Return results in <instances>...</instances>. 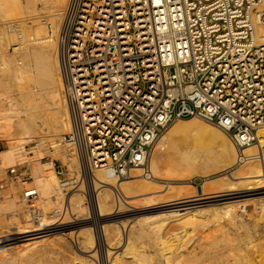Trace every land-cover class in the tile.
Returning a JSON list of instances; mask_svg holds the SVG:
<instances>
[{
	"label": "bare ground",
	"instance_id": "bare-ground-1",
	"mask_svg": "<svg viewBox=\"0 0 264 264\" xmlns=\"http://www.w3.org/2000/svg\"><path fill=\"white\" fill-rule=\"evenodd\" d=\"M69 2V0H0V17L4 18L0 24V65H13L15 77V83L12 78L11 82L9 81L15 90L0 95V140L5 143V148L0 150V174L10 166L24 162L32 163L36 175L35 183L40 191L37 202L47 207H50L51 201L61 199L64 195L55 172L54 156L58 155L66 161L76 170L77 176L83 172V165L76 149L72 146L66 149L60 147L63 142L70 145L64 134L71 130L60 58L61 51L64 47L67 48L64 22ZM11 21L21 23L22 33L26 32V36L24 35L26 39L24 38L20 45L9 53L7 48L12 44L16 34L7 27ZM48 24L49 30L46 27ZM18 94L21 101V96L23 97L24 105L27 102L28 105H23ZM24 98L29 101L26 102ZM19 101L21 107L18 106ZM1 106L5 108L1 109ZM58 139L60 141H57ZM48 146L52 154L47 151ZM71 149L73 150L70 151ZM159 171L161 173L164 171L168 177L164 174L156 175ZM86 172L90 177L91 192L94 196L92 199L96 220L103 222L100 232L107 244V257L111 261L109 264H123V261L125 263L130 259L123 260L121 256V262L118 260L119 254L117 255L120 249L112 251L111 248L118 246L120 248L121 244L124 245L121 247L124 248L122 252L131 255L135 264H235V259L242 253L241 248L238 249L241 252L236 255L238 257L222 252L226 255L224 256L220 248L214 250L215 253L212 255L209 254L207 259L205 255H202L205 258L201 259V254L200 257L195 253L192 245L194 239L188 238L185 242L184 238L195 227L198 229L199 225L204 230L208 229L207 232L210 230V237L214 238L215 235V238L217 236L220 238L222 235L223 238L220 239L222 242L233 241V235L239 239L242 236L241 243H238H245L255 252L254 255L256 254L249 258L247 256L249 253L245 254L248 263L264 264V128L254 131V140L249 145H242L235 140L231 132L211 119L183 117L167 126L146 162L132 169L129 174L117 176L102 168L87 169ZM186 175L195 177L183 181L187 179ZM82 186L81 180L75 196L84 190ZM154 194L157 196L152 198ZM141 195L154 202L149 203L150 206H145L146 208L141 211L144 215L138 217L139 220L134 222L123 220L122 223L112 219L119 216V212H135L136 208L128 207V199ZM249 196H255L254 201H248ZM18 198L17 194L0 199V216L7 213L10 223L19 224L24 216V205ZM137 199L139 200L135 199L136 202L140 203L141 198ZM142 201L144 202V199ZM69 203L72 204L70 198ZM65 206L63 201L62 206L55 208L47 216L54 217ZM85 207L83 199L75 209L81 211ZM63 212L66 213V210ZM107 215L109 216L106 217ZM42 218L34 217V225H44L45 221ZM52 219L54 225L62 222L56 217ZM172 221L178 222L184 229L181 232L171 231L173 234L168 231L177 238L173 241L174 244H168L171 236L168 239L163 238V235L167 233V226L170 222L172 225ZM26 224L28 227L32 225L30 221ZM126 226L130 227V231L125 236L123 231ZM175 226L170 227L174 229ZM54 231L56 230L46 229L37 236L38 238L28 241V244L21 245L17 242L19 246L16 252L25 253L29 249L41 246L50 236L62 234L66 236L73 232ZM74 231L80 236L78 243L81 246H78L80 247L78 251L85 252L86 255L73 254L72 261L60 264H97L89 257H94L96 252H87L91 250L90 247L97 246L99 240L96 230L90 224H84ZM145 236H149L150 239L156 236L160 239L154 256H152L154 253H150V256L135 244L137 239ZM112 244L117 246L113 247ZM64 250L66 251L65 248ZM6 251L0 247V254L3 255ZM113 252L116 256L111 259ZM12 259L14 260L13 257ZM131 261L130 263L133 262Z\"/></svg>",
	"mask_w": 264,
	"mask_h": 264
},
{
	"label": "built area",
	"instance_id": "built-area-1",
	"mask_svg": "<svg viewBox=\"0 0 264 264\" xmlns=\"http://www.w3.org/2000/svg\"><path fill=\"white\" fill-rule=\"evenodd\" d=\"M69 1L60 55L71 119L65 138L83 172L61 177L63 190L79 187L87 169L129 174L183 117L211 119L242 145L264 128V0ZM7 27L20 45L21 23ZM8 174L33 221L42 218L29 168L10 166Z\"/></svg>",
	"mask_w": 264,
	"mask_h": 264
},
{
	"label": "rangeland",
	"instance_id": "rangeland-1",
	"mask_svg": "<svg viewBox=\"0 0 264 264\" xmlns=\"http://www.w3.org/2000/svg\"><path fill=\"white\" fill-rule=\"evenodd\" d=\"M20 19V18H19ZM4 20V18H2V17H0V24L2 23V21ZM46 27H47V29L49 30L50 29V27H49V24L48 25H46ZM0 30H1V26H0ZM14 32V40L12 41V44H10L9 46H8V48H7V50H8V52L9 53H12V51H14V49H15V47L16 46H19V45H16L17 44V41H18V37H19V33L18 32H15V31H13ZM23 34L25 35L26 34V32H23ZM26 36V35H25ZM25 39H26V37H24ZM9 66V67H8ZM8 66H6V65H0V95L2 94V93H6V91H8V92H10V91H12V89L14 88H12V86L10 85V83H9V81L11 82V78H12V81L14 82V80H15V77H14V70L12 69V66L13 65H8ZM13 77H14V79H13ZM10 78V80H8V79ZM8 82V83H7ZM12 82V83H13ZM11 83V84H12ZM15 83V82H14ZM13 83V84H14ZM8 85V86H7ZM9 87V88H8ZM13 90H15V89H13ZM19 95V94H18ZM18 95H16V96H18ZM15 96V97H16ZM18 98H19V100H20V95L18 96ZM1 99V98H0ZM21 99H22V101L21 102H23V105L25 104L24 103V100H23V97L21 96ZM25 99V101H26V98H24ZM19 101V103H18V106L19 107H21V105H20V102ZM27 101H29L28 99H27ZM26 101V102H27ZM6 102V101H5ZM1 104H2V101H1ZM22 105V107H24V106H26V105H28V102L26 103V105H24L23 106ZM5 107H3V106H1V109H4ZM66 136V134H64V137ZM57 141H60L59 139L57 140ZM35 144V143H34ZM28 147L30 146V145H27ZM71 145H67V143L66 142H63V143H61V145H60V147L61 148H63V149H66V147H69V148H71L70 147ZM3 148H5V143L4 142H2L1 140H0V150H2ZM73 149H71L70 151H72ZM47 151L49 152V154H52L51 152V148H50V146H48V148H47ZM161 153L162 152H164V150L163 151H160ZM54 156V155H53ZM53 159H55V160H57L58 161V163H60L62 166H63V169H64V174L63 175H59V174H57L56 173V175H57V177H58V182H59V185H60V178L61 177H68V176H72V175H76V170L74 169V168H72V167H70L69 165H68V163L66 162V161H64L62 158H60V156H54L53 157ZM16 165H19V164H16ZM20 165H25V166H27L28 168H29V170L31 171V174H32V176H33V184H34V186L37 188V190H38V187H37V185H36V183H35V172H34V169H33V165H32V163H29V162H27V163H20ZM161 171V170H160ZM159 171V173L158 174H156V175H163L164 174V176L166 175L167 177H168V175L164 172V171H162V173ZM56 172V171H55ZM2 173V172H1ZM182 177V176H181ZM185 177H187V175L185 176ZM195 176L194 175H189L188 177H187V179H183V181L184 180H188V178L190 179H192V178H194ZM190 179V180H191ZM83 186H82V188L84 189L82 192L80 191V193H78V195L77 196H75V193L77 192L76 191V189L78 188H75V189H71V190H68V191H65V190H63L64 191V195L61 197V199H59L58 198V200H57V198H56V200H53V201H51V205H50V207H47L46 205H44L43 203H39V202H37L39 199H37L36 200V205H38V206H40L41 208H42V210H43V218H42V220H44L45 221V223H44V225H39V226H36V225H34L35 224V222L33 223V219H32V217H31V214H30V207H29V205L26 203V202H24L23 200H22V198H21V192H22V187H21V185H20V183L17 181V180H15V179H13V178H11V177H9V174H8V168H5L4 169V173H2V174H0V184H2V187L0 188V199L1 200H3V198L5 197V196H15V195H17L18 194V199H20V203H22L23 205H24V208H23V210H24V216L22 217V221H21V223H19V224H15V223H10V220L8 219V214L7 213H2V217L0 216V247L2 248V250H7L6 252H5V254H0V264H60L61 262H65V261H68V262H70V261H72L73 260V256L74 255H76V254H79L78 256H82L83 254H85V252H81V251H78V250H80V247H78V246H81L80 245V243H78L79 242V240H80V236L78 235V233L76 232V231H74V229H78L80 226H82V225H86V224H90L93 228H94V230H96L95 232H96V234L98 235V243H97V246L96 247H90L89 249H91V250H88V249H86V250H88L87 252H90L91 253V251H93V252H96L95 254L96 255H94V257H91V256H89L90 258H93V260L97 263V264H109L111 261L108 259V257H107V251H106V249H107V244H106V242H105V239H103V236L101 235V232H100V228H101V225L103 224V222L102 221H98L97 222V220H96V217H95V205L93 204V199H92V197H94V196H92L93 195V192H91V184H90V177H88V173L87 172H85V174L83 175ZM166 180H170V179H166ZM182 181V180H181ZM189 185L190 183H181V185ZM92 185H93V181H92ZM99 185V184H98ZM101 185V184H100ZM99 185V186H100ZM192 185V184H191ZM80 186V185H79ZM97 186V185H96ZM199 188H200V186H199ZM38 192H39V196H40V191L38 190ZM75 196V197H74ZM143 195H141V196H139L141 199H140V203L139 202H136V200L138 201L139 199H137V198H139L138 196L137 197H133V199L135 200H133L132 198H129L128 200V202H129V205L128 204H126V205H128V207H132V208H136V211L135 212H133V213H129V212H126V213H123V212H119V216H116V217H114V218H112V219H117V221H120V222H122L123 220V222H130V221H137V220H139L138 219V217H142L143 215H144V213L143 212H141L142 210H144V208H146L147 206H150L149 205V203L150 204H152L154 201H152V200H149V199H146V198H148L147 196L146 197H142ZM157 195H153L152 196V198H154V197H156ZM69 198H70V202H72V204H70L69 203ZM249 199H248V201H251L252 202V200L254 201V199H255V196H249L248 197ZM48 199V198H47ZM84 199V204H85V208L83 209V210H77V209H75L76 208V205H79L80 203H81V201ZM130 199H131V201H130ZM144 199V202L142 201ZM151 199V198H150ZM0 200V201H1ZM149 202H148V201ZM63 201H64V203L68 206V209L66 210V213H64V212H62L60 215H55L54 217H51V218H49L47 215H48V213L49 212H51V211H53L55 208H58V207H60V206H62L63 205ZM132 201H133V203H135V205L132 203ZM143 203H142V202ZM152 202V203H151ZM161 202V201H160ZM133 205H132V204ZM138 203V204H137ZM147 203V204H146ZM155 204H157V203H155ZM253 204V203H252ZM73 205V206H72ZM143 205V206H142ZM75 206V207H74ZM142 206V207H141ZM146 206V207H145ZM153 206V205H152ZM73 209H72V208ZM125 208H127V207H125ZM63 209V208H62ZM91 209V210H90ZM50 210V211H49ZM72 210H74V212L72 211ZM77 210V211H76ZM26 214V215H25ZM127 214V215H126ZM4 215H6V217H4ZM110 215V216H109ZM109 215H107L106 217H111V214H109ZM114 215V214H113ZM60 218V220L59 221H62L61 222V224H55L54 225V222H53V219L52 218ZM72 217V218H71ZM6 218V219H5ZM45 218H47L46 220H45ZM70 218V219H69ZM130 218V219H129ZM137 218V219H136ZM72 219V220H71ZM136 219V220H135ZM7 221V222H6ZM27 223V222H31V227H28V225L25 223V222ZM75 221V222H74ZM80 221V222H79ZM84 221H86L85 223H81V222H84ZM23 222V223H22ZM71 222V223H70ZM73 222V223H72ZM102 222V223H101ZM122 222V223H123ZM140 222H142V221H140ZM173 223H172V225H171V222H170V224L167 226V233H164V235H163V238L165 237V238H168L169 236H171V238H170V240L168 241V244H174V242L173 241H175V240H177V238H176V236H174L173 237V235H170V234H173V232L175 231V232H181L184 228L182 227V226H180V224L178 223V222H175V221H172ZM175 222V223H174ZM177 224V225H179V226H175V225ZM51 225H53V226H51ZM43 226V228H41ZM172 226H175L174 227V229L173 228H171ZM198 226V225H197ZM201 225H199L198 226V229L195 227L192 231L191 230H189V231H191V232H189L188 233V235H186V237L184 238V240H185V242L188 240V238L190 239V238H193L194 239V242L192 243V245H194V250H195V253L198 255V256H200V254H201V256L202 255H205L206 256V258H205V256L203 257H201V259H203V258H205V259H207L208 258V256H210V255H212V253H215L214 252V250H216V249H221L222 251H220L221 253L222 252H227V254L228 253H231L232 255H234V256H236V255H238V254H240L241 252V256L239 255V257L238 256H236V257H238L237 259H235V264H249L248 262L249 261H247V258H246V255L245 254H251V255H247L248 256V258H249V256L251 257L252 255L253 256H256V254L254 255V251H252L251 250V248L250 247H248L245 243H242V244H240L241 242H240V239H241V237H240V239H239V237H235L236 235H233L232 237H234V238H232V240L233 241H230L229 243L228 242H222L220 239L221 238H223V236L221 237L220 236V238H219V236H217L216 238H215V235H214V238H213V236L212 237H210L211 235H209V231L207 232V230L208 229H206V230H204L202 227H200ZM45 227V228H44ZM31 228V229H30ZM40 230H39V229ZM63 228V229H62ZM74 228V229H73ZM170 228V229H169ZM33 229V230H32ZM48 230V231H51V229L52 230H56V231H54V232H59V231H61V232H63V230L64 231H67V232H69V231H71L72 232V230H73V232H72V234L73 233H75V234H69V235H66L65 236V234H62V233H60V234H62V235H53V236H50V237H48L46 240H44L43 241V246L41 245V246H39V247H35V248H33V249H29V251L27 250V252H16L17 250H16V248H17V246H19V243L21 244H28L29 242L28 241H30V240H32V239H34V238H36L37 236H39V234L40 233H44V230ZM169 229V230H168ZM195 229H197V230H195ZM203 231H201V230ZM32 230V231H31ZM99 231V232H98ZM130 231V227H128V226H126V227H124V231H123V233L125 234V236H126V233H128ZM166 231V230H165ZM168 231H169V233H168ZM171 231H173V232H171ZM195 232V234H194V232ZM192 233V234H191ZM202 233V234H201ZM100 234V235H99ZM190 234V235H189ZM70 235H72L71 237H70ZM193 235H194V237H193ZM200 235V236H199ZM41 236V235H40ZM55 236V237H54ZM57 236V237H56ZM75 236H77L76 238H75ZM188 236V237H187ZM208 238H207V237ZM42 237V236H41ZM63 237V238H62ZM102 237V238H101ZM155 238V240L153 239V237H151L152 239H150L149 238V236H145V237H142V238H140V240L139 239H137L136 240V242H135V244L137 245V246H139V249L140 250H143V251H145L146 253H148L150 256H151V254L152 253H154L152 256H154L155 255V250H156V245H158L157 243L159 242L160 243V239H158V238H156V236H154ZM38 238V237H37ZM168 238V239H169ZM53 240L52 242L50 241V240ZM216 239H217V241H216ZM235 239V240H234ZM238 239H239V241H238ZM77 240V241H76ZM123 240H125V239H123ZM158 240V241H157ZM202 240V242H200ZM206 240V241H205ZM213 241V243H212V241ZM215 240V241H214ZM242 240V239H241ZM55 241V242H54ZM102 241V242H101ZM154 241V242H153ZM172 243H171V242ZM17 242H19V243H17ZM48 242H51V243H48ZM222 242V243H221ZM238 242H240V243H238ZM11 243H13V245L14 246H16V247H14L13 245H11ZM44 243H45V246H44ZM54 243H56V244H59L60 246H56V244H54ZM78 243V244H77ZM17 244V245H16ZM21 244V245H22ZM204 244V245H203ZM213 244V245H212ZM48 245V246H47ZM148 245V246H147ZM13 246V247H12ZM62 246V247H61ZM112 246L113 247H115V246H117L116 244H112ZM124 247V245H120V248H118V247H115V248H111L112 249V251H116V250H118V249H120V250H118L117 251V255L119 256L118 257V260L119 261H121L122 262V259H120L121 258V256H122V258H123V260H124V258H126V259H129L130 261L132 260L133 261V258L131 257V255H129V254H127V253H124V252H122V250L124 249H121V247ZM140 246L142 247V248H140ZM147 246V247H146ZM155 246V247H154ZM201 246H204V247H201ZM219 246V247H218ZM41 247H43V248H41ZM143 247H145V249H143ZM196 247V248H195ZM238 247V248H237ZM246 247V248H245ZM56 248H58V249H56ZM63 248V249H62ZM64 248L66 249V251L64 250ZM155 248V249H154ZM201 248V249H200ZM203 248V249H202ZM223 248V249H222ZM241 248V252H239V250L238 249H240ZM248 248H250L249 250L251 251V252H249V250H248ZM9 249V250H8ZM46 249V250H45ZM95 249L97 250V251H95ZM154 249V250H153ZM199 249V250H198ZM219 249V250H220ZM242 249H244V250H242ZM85 250V251H86ZM152 250V251H151ZM212 250V251H211ZM230 250V251H229ZM234 250H238V251H234ZM150 251V252H149ZM154 251V252H153ZM247 252V253H245V252ZM92 252V253H93ZM211 252V253H210ZM219 252V253H220ZM234 252H236L237 254H235ZM14 253H15V255H14ZM37 253V254H36ZM123 253V254H122ZM151 253V254H150ZM244 253V254H243ZM23 254V255H22ZM40 254V255H39ZM58 254V255H57ZM74 254V255H73ZM82 254V255H81ZM113 255H111V259L112 258H114L115 256H116V253H112ZM121 254V255H120ZM210 254V255H209ZM223 254V253H222ZM14 255V256H13ZM17 255V256H16ZM22 255V256H21ZM28 255V256H27ZM86 255V254H85ZM84 255V256H85ZM129 255V256H128ZM224 256H226L225 254H223ZM39 256H41V257H39ZM125 256V257H124ZM243 256H245V257H243ZM12 257L14 258V260L12 259ZM17 257V258H16ZM30 257V258H29ZM24 258V259H23ZM132 258V259H131ZM245 258V259H244ZM253 258V257H252ZM5 261H4V260ZM26 259H27V261H26ZM125 259V260H126ZM191 259V258H190ZM242 259V260H241ZM8 260V261H7ZM10 260H11V262H10ZM31 260V261H30ZM40 260V261H39ZM55 260H56V262H55ZM129 260H126V262H128V264H135V262L133 261H131L132 263H130V261ZM236 261L238 262V263H236ZM246 261H247V263H246ZM4 262V263H3ZM55 262V263H54ZM124 263V261H123V264H127V263ZM190 262H192V261H190ZM264 262V261H263ZM194 263V262H193Z\"/></svg>",
	"mask_w": 264,
	"mask_h": 264
}]
</instances>
